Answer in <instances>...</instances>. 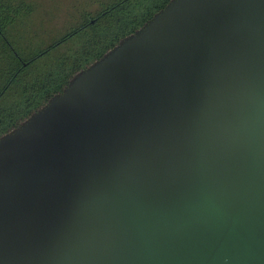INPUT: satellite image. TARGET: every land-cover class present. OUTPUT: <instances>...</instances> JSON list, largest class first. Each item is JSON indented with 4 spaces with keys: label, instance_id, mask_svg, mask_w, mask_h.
I'll return each mask as SVG.
<instances>
[{
    "label": "water",
    "instance_id": "1",
    "mask_svg": "<svg viewBox=\"0 0 264 264\" xmlns=\"http://www.w3.org/2000/svg\"><path fill=\"white\" fill-rule=\"evenodd\" d=\"M0 264H264V0H168L0 135Z\"/></svg>",
    "mask_w": 264,
    "mask_h": 264
},
{
    "label": "trees",
    "instance_id": "2",
    "mask_svg": "<svg viewBox=\"0 0 264 264\" xmlns=\"http://www.w3.org/2000/svg\"><path fill=\"white\" fill-rule=\"evenodd\" d=\"M11 1L0 0V135L16 127L60 92L76 71L168 2L84 0L79 21L56 36L48 23L40 28L38 18L30 21L36 11L31 3Z\"/></svg>",
    "mask_w": 264,
    "mask_h": 264
},
{
    "label": "rangeland",
    "instance_id": "3",
    "mask_svg": "<svg viewBox=\"0 0 264 264\" xmlns=\"http://www.w3.org/2000/svg\"><path fill=\"white\" fill-rule=\"evenodd\" d=\"M14 1L15 0H12L11 2L13 3ZM83 1L84 0H25L26 3H31L32 7L36 9L30 21H36V18H38L41 21L40 28L48 23L47 27L52 28L53 32L56 31V36L62 34L65 29L79 21L78 10ZM20 29H24V25L21 26ZM11 33L17 35L18 31L11 30Z\"/></svg>",
    "mask_w": 264,
    "mask_h": 264
}]
</instances>
